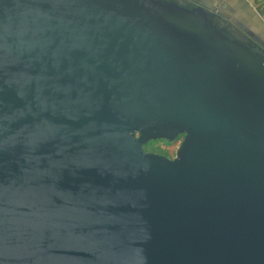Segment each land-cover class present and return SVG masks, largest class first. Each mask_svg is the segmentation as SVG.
<instances>
[{
	"label": "water",
	"instance_id": "obj_1",
	"mask_svg": "<svg viewBox=\"0 0 264 264\" xmlns=\"http://www.w3.org/2000/svg\"><path fill=\"white\" fill-rule=\"evenodd\" d=\"M192 1L0 0V264H264V33Z\"/></svg>",
	"mask_w": 264,
	"mask_h": 264
},
{
	"label": "rangeland",
	"instance_id": "obj_2",
	"mask_svg": "<svg viewBox=\"0 0 264 264\" xmlns=\"http://www.w3.org/2000/svg\"><path fill=\"white\" fill-rule=\"evenodd\" d=\"M169 1H174L181 6H186V7L190 6V3L184 0H169ZM245 1L247 3V0ZM234 2L235 1L233 0H217L216 3L218 8L220 7L219 12H221L222 14L225 13L226 15L231 17L233 15L232 14L233 11L238 8L237 4ZM249 5H248L250 10L249 12L250 14H252L253 17V19H251V23H253L260 31L264 32V0H255L254 5L251 4ZM219 12L217 11L215 12L216 13L215 23L217 26L219 25V27L222 28L227 21L218 18V16L220 15ZM227 32L237 40L247 42L243 32L240 29H238L236 26L229 27ZM182 141L183 139H179L172 143L166 141L153 142L146 147V152L165 156L173 160L177 156L178 149Z\"/></svg>",
	"mask_w": 264,
	"mask_h": 264
},
{
	"label": "crops",
	"instance_id": "obj_3",
	"mask_svg": "<svg viewBox=\"0 0 264 264\" xmlns=\"http://www.w3.org/2000/svg\"><path fill=\"white\" fill-rule=\"evenodd\" d=\"M184 1H187L188 3H190V5L197 6L196 3L194 1H192V0H184ZM208 1L210 3H212V5L215 8V10L217 12H219L220 7L218 8V6H217V3H216L217 0H208ZM233 1H235L234 3L237 4L238 8L233 11V13H232L233 15L231 17L226 15L225 13L222 14L221 12H219L222 15V19H224L226 21L228 20L231 23L238 22V23H241V24H243L245 26L252 27V28H255V29L259 30L253 23H251V19H253V17H252V14H250V12H249L250 10H249V7H248L249 4L254 5L255 0H249V1L247 0L248 5H247L245 0H233ZM262 33H264V32H262Z\"/></svg>",
	"mask_w": 264,
	"mask_h": 264
},
{
	"label": "flooded vegetation",
	"instance_id": "obj_4",
	"mask_svg": "<svg viewBox=\"0 0 264 264\" xmlns=\"http://www.w3.org/2000/svg\"><path fill=\"white\" fill-rule=\"evenodd\" d=\"M218 18L222 19V17H221L220 15H219ZM225 26H227V31H228V28H229V27L236 26V25H234L233 23H231L230 21L227 20V22L223 25V27H225ZM236 27H237V26H236ZM237 28L240 29L239 27H237ZM240 30L243 32V34H244V36H245V38H246L247 43L253 44V46L258 47V48H260V49H263V47H262L259 43H256L255 41H253V40L249 37V35L246 34L242 29H240Z\"/></svg>",
	"mask_w": 264,
	"mask_h": 264
}]
</instances>
